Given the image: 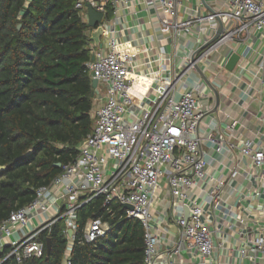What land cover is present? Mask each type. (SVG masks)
<instances>
[{"label": "built area", "instance_id": "obj_1", "mask_svg": "<svg viewBox=\"0 0 264 264\" xmlns=\"http://www.w3.org/2000/svg\"><path fill=\"white\" fill-rule=\"evenodd\" d=\"M108 1L114 6L124 2L78 0L75 9L82 13L88 4L104 19ZM186 1H151L160 11L162 35L178 38L198 27L197 35L204 36H196L194 42L174 50L173 55L179 60L172 72L168 69L169 58L160 55L159 71L147 77L138 76L133 69V55L119 49L113 36L105 47L90 48L94 59L85 67L91 83L96 81V87L92 88V130L78 145L75 160L64 166L48 186L38 188L31 203L12 211L0 223V254L8 249L0 264L9 258H14L16 264L41 258L46 244L39 237L57 220L64 223L67 239L64 264H69L70 247L78 231V210L96 200L109 214L112 206L118 205L123 210L120 217L141 223L144 264H209L215 244L208 211L191 191L200 182L206 183L210 189L209 202L220 207L227 181L236 180L241 171L245 179L254 177L264 181V145L236 139V121L219 131L208 117L211 106L202 100L209 98L203 89H211L199 75L202 89L193 83L186 84L185 77L191 71L196 72L195 65L207 77L206 74L213 72L211 57L251 30L264 37V0H211L214 6L209 13L196 11L187 18L177 19L178 7ZM217 20L223 26L220 37L206 45L192 63V54L215 34ZM203 145L211 147L222 159L232 161L238 156L226 168V178L208 175L209 162ZM243 160L246 165H242ZM247 167L259 173L252 175ZM161 185L171 198L169 211H175L170 213L169 220L179 233V241L166 249H161V241L155 235L157 224L152 214ZM181 208L188 210L187 219ZM241 210L244 214L236 215L235 219L254 233L242 253L248 251L264 260V194L252 209V218L247 207ZM227 227L231 229L232 224ZM107 230L102 218L90 219L81 241L92 243ZM183 253L197 262H176Z\"/></svg>", "mask_w": 264, "mask_h": 264}, {"label": "trees", "instance_id": "obj_2", "mask_svg": "<svg viewBox=\"0 0 264 264\" xmlns=\"http://www.w3.org/2000/svg\"><path fill=\"white\" fill-rule=\"evenodd\" d=\"M77 1L0 0V223L75 160L92 130L93 90L85 66L93 53ZM110 14L107 9L105 17ZM122 213L113 205L109 214L98 200L82 206L69 264H144L143 227ZM99 217L108 225L106 234L82 242L86 223ZM63 231L57 220L39 237L49 241V251L45 246L41 258L21 264H64Z\"/></svg>", "mask_w": 264, "mask_h": 264}, {"label": "crops", "instance_id": "obj_3", "mask_svg": "<svg viewBox=\"0 0 264 264\" xmlns=\"http://www.w3.org/2000/svg\"><path fill=\"white\" fill-rule=\"evenodd\" d=\"M151 1L124 0L116 6L110 1L106 2V12L110 9L111 14L108 18L104 17L98 26L105 29L101 35H98L95 29H89L90 48L105 47L110 36H113L119 49L133 55V69L138 76L147 77L159 71L160 55L169 58L168 69L172 72L178 66L179 60L173 55L174 50L194 42L196 36L199 38L204 36L197 35L198 27L193 28L190 33H183L178 38L162 35L159 25L160 11ZM213 6L211 0H187L178 7L177 19L187 18L196 11L207 14L213 10ZM82 16L87 24L86 9L82 12ZM231 54H236L239 58L233 70L227 71L224 66ZM211 61L213 72L206 74V78L217 92L219 104L217 111L213 112L214 94L204 88L203 92H207L209 98L202 100L207 101L212 108L208 116L210 121L218 126L219 131H224L227 124L236 121L234 134L236 139H249L256 145H264V37L251 30L248 34L240 36L238 40L222 47L211 57ZM185 78L186 84L193 83L199 85L196 86L197 89H202V79L195 71L189 72ZM204 129L205 126L202 127V130ZM202 150L209 162L208 175L216 174L217 177L226 178L228 176L226 168L232 165V161L234 162V158L236 161L238 156L235 155L230 161L228 158L222 159L206 145L202 146ZM246 163V160H243L242 165ZM246 170L252 175L259 173L251 167H247ZM243 172L241 171L236 180L227 181L220 207H214L209 202L210 189L206 183L200 182L191 191L194 197H198L204 203L208 211L209 228L215 244L209 264H264V260L259 255L248 251L242 253L245 243L254 236V233L246 224L241 225L235 216H242L244 212L241 208L247 207L252 218V209L264 194V181H257L254 177L245 179ZM156 198L158 200L152 210L154 223L157 224L155 235L161 241V249H166L173 242L179 241L178 230L169 220L170 213L175 210L169 211L171 198L164 185H161ZM185 210L186 208H181L183 214ZM248 219H250L249 215ZM228 224H232L231 229L227 227ZM176 262H197V260L191 261L183 253Z\"/></svg>", "mask_w": 264, "mask_h": 264}, {"label": "water", "instance_id": "obj_4", "mask_svg": "<svg viewBox=\"0 0 264 264\" xmlns=\"http://www.w3.org/2000/svg\"><path fill=\"white\" fill-rule=\"evenodd\" d=\"M33 0H26L27 3H31ZM86 8V16L88 18V22H87V27L89 29H95V32L98 35H101L103 33V29L101 27H98L102 20H103V16L101 13H97L96 11H94L88 4L85 5ZM223 30V26L220 20H217V28H216V32L213 35V37L202 47H200L199 49H197L191 56V62L194 63L196 61V56L197 54L209 43L214 42L216 39H218L222 33ZM94 57H91V61H93ZM238 61V56L236 54H231L230 57L228 58L227 63L225 64V69L227 71H232L233 68L235 67V65L237 64ZM196 72L198 73V75L204 80V82L209 86V88L211 89V91L214 94L215 97V107L213 112L217 111L218 108V104H219V98H218V94L217 92L212 88V86L210 85V83L208 82V80L206 79V77L202 74V72L200 71V69L195 65L194 66ZM92 88L96 87V81H92L91 83ZM28 154H26L24 157H26ZM23 158V157H21ZM4 168L0 167V171H2ZM126 208H130L129 206H125ZM187 215H188V211L187 209L185 210V219H187ZM68 235L71 234L70 231L67 232ZM49 251V241H46V252Z\"/></svg>", "mask_w": 264, "mask_h": 264}, {"label": "rangeland", "instance_id": "obj_5", "mask_svg": "<svg viewBox=\"0 0 264 264\" xmlns=\"http://www.w3.org/2000/svg\"><path fill=\"white\" fill-rule=\"evenodd\" d=\"M27 230H29V229H27Z\"/></svg>", "mask_w": 264, "mask_h": 264}]
</instances>
